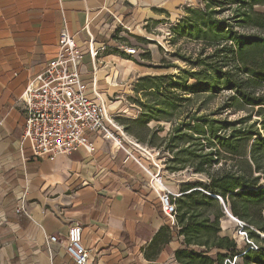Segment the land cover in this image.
<instances>
[{"label": "crops", "instance_id": "obj_1", "mask_svg": "<svg viewBox=\"0 0 264 264\" xmlns=\"http://www.w3.org/2000/svg\"><path fill=\"white\" fill-rule=\"evenodd\" d=\"M186 1L0 0V264H74L64 248L74 225L86 264H178L182 239L162 215L148 172L100 136H90V154L33 157L21 141L20 98L56 56L66 29L81 52L85 95L104 104L125 142H136L117 121L137 108L128 98L136 78L149 75V59L138 62L124 49L150 41L154 28L179 23ZM18 207L26 213L17 214ZM220 229L221 237L234 238L227 216Z\"/></svg>", "mask_w": 264, "mask_h": 264}, {"label": "trees", "instance_id": "obj_2", "mask_svg": "<svg viewBox=\"0 0 264 264\" xmlns=\"http://www.w3.org/2000/svg\"><path fill=\"white\" fill-rule=\"evenodd\" d=\"M214 4L218 9L235 5L234 18H241L242 24L256 32L237 34L228 20H204L201 15V26L196 27L190 20L180 36L207 40L210 34V92L229 91L223 110L243 111L245 116L220 122L218 128L210 123V139L199 124L192 128L196 137L175 136L197 147L200 153L188 148L180 153L197 161L196 173L206 174L208 181L182 186L180 196L174 200L175 228L183 246L174 257L178 264H224L233 257H238L236 264H264V13L254 10L264 7V0ZM222 68L228 70L222 72ZM199 86L196 82L184 92H203ZM152 89L159 90V86ZM253 116L257 120L252 121ZM221 129L228 133L222 134ZM205 141L210 152L201 154ZM215 165L220 166L213 169ZM224 209L245 224L244 230L257 250L239 249L235 239L219 235L220 220L226 216ZM213 251L219 253L211 255Z\"/></svg>", "mask_w": 264, "mask_h": 264}, {"label": "rangeland", "instance_id": "obj_3", "mask_svg": "<svg viewBox=\"0 0 264 264\" xmlns=\"http://www.w3.org/2000/svg\"><path fill=\"white\" fill-rule=\"evenodd\" d=\"M186 2L183 18L179 23L170 27V23L167 22V25L160 29L154 28L155 30L148 36L150 41L141 46L137 43L132 45L136 51L133 55L136 61L139 62L142 58L149 59L145 60L149 62L146 63L144 70L149 75L136 78L134 90L129 94L128 101L137 107L134 108L137 113L131 111L133 108L129 109L124 117L117 121L124 133L131 135L136 139V143L148 151L150 155L148 162H154L162 167L165 182L169 188L177 187L178 194L182 186L204 184L208 178L206 174L196 173L197 161L192 160L189 155L180 153L187 148L200 153L196 151L197 147L192 143L176 140L175 136L183 134L185 138L196 137L192 128L199 124L210 139V123L218 128L220 122L236 121L245 116L243 111L233 113L223 110V105L230 95L229 91L210 92V54L213 49L210 34L207 40H193L181 37L180 32L187 30L190 20L196 27L201 26V15H204V20H210V17L228 20L237 34L256 32L255 28L242 24L241 18H234L233 11L237 8L235 5L218 9L214 4L226 0ZM254 10L264 13V7H255ZM226 70L228 69L222 68V72ZM196 82H200L198 90L203 92L190 93L188 89L184 92L188 86ZM157 86L159 90L152 89ZM217 87L219 89L220 85ZM253 120H257V117L253 116ZM138 122L140 124H137ZM221 132L228 133L223 129ZM208 152L210 148L205 141L201 154ZM175 154L178 156L175 157ZM219 166L215 165L212 168ZM206 172L210 175V168H207ZM227 219L230 220L233 239L241 248L243 245L241 237L236 234V224L228 217Z\"/></svg>", "mask_w": 264, "mask_h": 264}, {"label": "built area", "instance_id": "obj_4", "mask_svg": "<svg viewBox=\"0 0 264 264\" xmlns=\"http://www.w3.org/2000/svg\"><path fill=\"white\" fill-rule=\"evenodd\" d=\"M127 55H134L133 48H125ZM92 59L96 53L89 48ZM81 52L75 39L62 29L56 56L48 62L42 73L26 84L20 98L24 111L22 143H27L32 156L53 160L58 155L75 151L90 154L94 150L90 136H100L110 142L112 149H123L125 162L132 160L142 171L149 174V187L155 190L162 215L175 228L176 207L174 200L180 196L165 186L162 167L149 161V153L136 142H125L113 118L98 100L85 95L86 86L79 80ZM126 146V148H125ZM221 202L220 198H216ZM17 214L26 213L24 208L15 209ZM226 216L236 224V234L241 237L242 247L257 250L258 246L248 238L245 224L233 218L226 209ZM237 243V242H236ZM239 244H237L238 246ZM65 253L74 264H86L88 252L82 244L81 229L71 226L65 238ZM239 248V249H241ZM238 257L226 259L224 264H236Z\"/></svg>", "mask_w": 264, "mask_h": 264}]
</instances>
